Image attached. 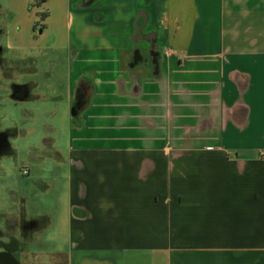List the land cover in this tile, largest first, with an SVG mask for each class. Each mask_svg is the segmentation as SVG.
<instances>
[{
	"label": "crops",
	"instance_id": "0c3cea01",
	"mask_svg": "<svg viewBox=\"0 0 264 264\" xmlns=\"http://www.w3.org/2000/svg\"><path fill=\"white\" fill-rule=\"evenodd\" d=\"M50 2L33 33L64 20L67 55L41 65L8 61L43 45L0 0V119L51 100L55 133L49 178L0 188V264H264V0Z\"/></svg>",
	"mask_w": 264,
	"mask_h": 264
},
{
	"label": "rangeland",
	"instance_id": "374dc122",
	"mask_svg": "<svg viewBox=\"0 0 264 264\" xmlns=\"http://www.w3.org/2000/svg\"><path fill=\"white\" fill-rule=\"evenodd\" d=\"M6 1L7 0H4V11L9 9V4H7ZM50 1L52 15H54V12L57 11L63 13L64 17H66V15L69 13V8L67 4L60 8V0ZM62 1L65 2L67 0ZM40 2L41 0H14L15 6L26 7V13L24 12L25 14L21 16L16 15L15 19L18 22L21 21L25 24L29 22L28 26L26 25L24 31L25 39H29V36L32 42H41L43 46L49 44L51 48L43 50V46H41V49H33V47H29L26 48L24 51L22 50V48H18L16 49V51L12 52V54L8 56V61H16L19 57L22 58L25 55L28 56V52L34 53L36 60L39 61L41 65L45 62L54 63L55 59H57L59 55L61 58L65 59L67 53L63 51L61 52L58 48L61 47L63 42L64 44H66V37H62L63 41L60 38V40L58 41L60 42V46L56 48L54 47L55 43L53 42L52 37L55 32L59 30L61 31V29L65 30L66 35L69 34L68 30L63 26L65 24V21L59 20V18H56V15H54L53 19L49 22V29L45 31L46 34L44 33V38L46 39L42 40V35L39 34V31H44V28H46V25L43 23L42 18L46 12L48 15L49 11L46 9L45 6H42L43 4L41 5L42 7L39 6ZM2 22L3 21H0V24H2ZM36 28L39 31L34 34L33 30H36ZM8 51L9 50H7L6 52ZM38 78L42 80L41 75H39ZM51 106H53V102L51 100H37L14 104L12 103L11 111L13 112V114L15 113L14 118L12 117L13 119H11L10 115L8 114V116H4V120L2 118L0 119L3 126L14 125V128H17L18 131L21 132L18 137L12 140V146L15 150L14 156L5 157V161L9 163L6 165L9 177L0 178V188L14 187L20 190L24 188L28 189V187L33 188V184H36L35 181L37 180V178H40L41 174H47V178H49L50 174H52V163H48L44 167L37 168V166L34 165L31 160L34 157H47V155L52 154V147H48L45 144V141L48 138L51 139L55 137V133H48L46 127L48 120L49 122H51V120L53 119V116H50L49 111H47L50 110L49 108H51ZM27 110H29V112L32 114L31 116H27L25 112H23ZM28 169L30 170L31 174L28 176L23 175V171H27ZM48 181L52 180L48 179ZM0 203H2V201Z\"/></svg>",
	"mask_w": 264,
	"mask_h": 264
},
{
	"label": "trees",
	"instance_id": "16d2710c",
	"mask_svg": "<svg viewBox=\"0 0 264 264\" xmlns=\"http://www.w3.org/2000/svg\"><path fill=\"white\" fill-rule=\"evenodd\" d=\"M46 2V0H41V2L39 3V6L41 5V4H43V3H45Z\"/></svg>",
	"mask_w": 264,
	"mask_h": 264
},
{
	"label": "flooded vegetation",
	"instance_id": "af4514ba",
	"mask_svg": "<svg viewBox=\"0 0 264 264\" xmlns=\"http://www.w3.org/2000/svg\"><path fill=\"white\" fill-rule=\"evenodd\" d=\"M0 51H1V48H0Z\"/></svg>",
	"mask_w": 264,
	"mask_h": 264
}]
</instances>
